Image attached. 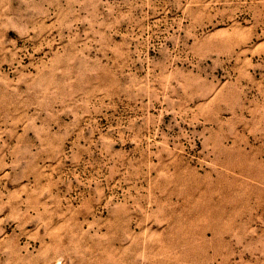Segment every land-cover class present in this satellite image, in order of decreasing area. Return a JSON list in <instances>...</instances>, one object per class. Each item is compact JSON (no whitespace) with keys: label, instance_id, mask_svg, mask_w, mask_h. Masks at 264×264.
<instances>
[{"label":"rangeland","instance_id":"374dc122","mask_svg":"<svg viewBox=\"0 0 264 264\" xmlns=\"http://www.w3.org/2000/svg\"><path fill=\"white\" fill-rule=\"evenodd\" d=\"M0 264H264V0H0Z\"/></svg>","mask_w":264,"mask_h":264}]
</instances>
